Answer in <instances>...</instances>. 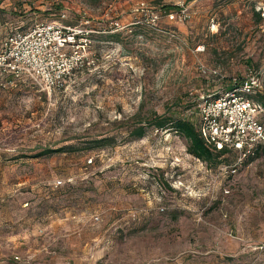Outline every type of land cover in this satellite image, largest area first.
I'll return each mask as SVG.
<instances>
[{"label":"rangeland","instance_id":"374dc122","mask_svg":"<svg viewBox=\"0 0 264 264\" xmlns=\"http://www.w3.org/2000/svg\"><path fill=\"white\" fill-rule=\"evenodd\" d=\"M49 22L90 33L60 87L0 86V264H264V149L228 174L231 150L213 167L171 129L128 134L198 126L249 70L264 97V0H0V50Z\"/></svg>","mask_w":264,"mask_h":264},{"label":"built area","instance_id":"2783aa9c","mask_svg":"<svg viewBox=\"0 0 264 264\" xmlns=\"http://www.w3.org/2000/svg\"><path fill=\"white\" fill-rule=\"evenodd\" d=\"M180 13L169 12L168 17L173 19ZM89 31L49 22L12 34L0 50V86L7 85L5 78H12L29 80L39 90L60 87L83 64L84 53L80 48L84 50ZM261 87L258 73L249 70L240 84L215 97L201 96L196 106L205 142L236 154L233 164L220 168L225 173L234 174L264 144V109L248 97V93H255Z\"/></svg>","mask_w":264,"mask_h":264},{"label":"trees","instance_id":"16d2710c","mask_svg":"<svg viewBox=\"0 0 264 264\" xmlns=\"http://www.w3.org/2000/svg\"><path fill=\"white\" fill-rule=\"evenodd\" d=\"M244 78L236 80L230 79L229 86L226 90L231 89L234 85H238L243 81ZM259 91L255 92L258 93ZM215 97V96H213ZM251 98V97H250ZM254 102L259 103L262 105L264 109V97L260 96L258 98L259 101H256L251 98ZM131 129L128 131V134L134 138H141L144 136L146 128L148 126H152L156 129H171L176 133H179L187 142V152L195 157L196 159L205 162L208 166L215 167L219 162V159L229 151L226 148L216 149L205 142L199 125V118H198V126H195L192 122L182 118H172L169 116H161V115H153L150 118H147L146 125L136 122V124L130 125ZM109 139L107 138H98L93 139L89 143L85 144L84 146L77 147L74 144H68L66 146H62L56 149H46L43 153H51V152H75L83 149H92L94 147H102L104 146ZM264 149V144L259 145L255 151L254 156L247 158L253 159L257 156L258 152Z\"/></svg>","mask_w":264,"mask_h":264},{"label":"crops","instance_id":"0c3cea01","mask_svg":"<svg viewBox=\"0 0 264 264\" xmlns=\"http://www.w3.org/2000/svg\"><path fill=\"white\" fill-rule=\"evenodd\" d=\"M25 79H18V80H15L16 82H19V81H24Z\"/></svg>","mask_w":264,"mask_h":264}]
</instances>
